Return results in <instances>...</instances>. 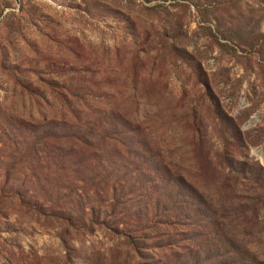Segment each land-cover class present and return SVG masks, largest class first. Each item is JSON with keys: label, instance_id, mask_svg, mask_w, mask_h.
I'll return each mask as SVG.
<instances>
[{"label": "rangeland", "instance_id": "rangeland-1", "mask_svg": "<svg viewBox=\"0 0 264 264\" xmlns=\"http://www.w3.org/2000/svg\"><path fill=\"white\" fill-rule=\"evenodd\" d=\"M208 1L0 0V264H187L214 229L264 260V0ZM104 113L119 129L95 169L127 175L120 203L90 184L79 209L32 198L45 124ZM147 162L185 180L182 202L155 207Z\"/></svg>", "mask_w": 264, "mask_h": 264}, {"label": "trees", "instance_id": "trees-1", "mask_svg": "<svg viewBox=\"0 0 264 264\" xmlns=\"http://www.w3.org/2000/svg\"><path fill=\"white\" fill-rule=\"evenodd\" d=\"M188 1L193 3L199 11L201 7L205 6L202 0ZM208 2V6L212 7L222 8L225 6L224 2H217L216 0H209ZM68 88L67 86L64 87L65 92H69ZM86 89L85 86L81 85L71 94L78 100ZM68 98L67 95H62L61 101L63 105L73 108L74 105ZM74 108L78 109V106L75 105ZM76 121L72 123L60 120L45 124L43 132L38 136L36 135L35 142L30 143L33 147L37 145L42 147L41 153L44 156L45 164L39 167L38 163L36 166L34 164L28 165L29 175L20 186L25 188L34 199L37 196L42 197L46 192L45 189L54 190L58 196L62 192H68L70 199H76L75 205L79 209L84 206L83 203L89 201L86 184H90L93 185L92 190L94 192L99 189V193L105 197V202L120 203L119 196L122 194L120 189L123 187L120 184L127 175L120 176L119 173L114 175L113 172L106 173L105 170L98 173L97 170L102 169L108 160L99 155L101 151L99 154L93 153L96 148L104 149L110 146L111 141L114 140L112 134L118 131L119 123L106 113L101 120L83 121L82 118L78 117ZM149 156L152 158L153 155L150 153ZM110 161L112 162V160ZM151 166L145 164L143 168H136L135 171L139 174L136 178L144 184H156L157 181H163L167 184L166 186H159L160 183L157 182L159 193L162 192V196L156 202L155 207L166 208L176 199V204L182 202L183 197L186 196L181 192L186 184L185 180L181 176H174L164 165L151 164ZM95 174H99L100 178L96 180ZM96 187L97 189H95ZM186 190L189 194L187 196L192 195L190 187H187ZM87 204L90 203H85V205ZM33 209L38 213H42L44 210L40 205H33ZM140 218L141 216L137 219ZM143 219L148 220V217L144 216ZM67 221L72 226L71 219ZM197 248L196 251L187 255V264H264V260H261L241 243L222 235L216 229L212 230L211 237L203 245H198Z\"/></svg>", "mask_w": 264, "mask_h": 264}]
</instances>
